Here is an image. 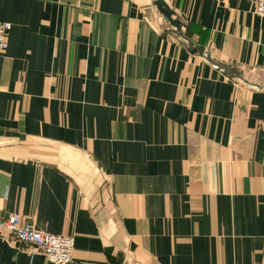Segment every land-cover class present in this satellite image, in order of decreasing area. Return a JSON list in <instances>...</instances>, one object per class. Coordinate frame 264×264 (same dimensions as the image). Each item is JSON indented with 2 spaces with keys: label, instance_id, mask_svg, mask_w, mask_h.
<instances>
[{
  "label": "crops",
  "instance_id": "obj_1",
  "mask_svg": "<svg viewBox=\"0 0 264 264\" xmlns=\"http://www.w3.org/2000/svg\"><path fill=\"white\" fill-rule=\"evenodd\" d=\"M164 1L0 0V218L72 264H264V17ZM33 248L0 264H55Z\"/></svg>",
  "mask_w": 264,
  "mask_h": 264
},
{
  "label": "built area",
  "instance_id": "obj_2",
  "mask_svg": "<svg viewBox=\"0 0 264 264\" xmlns=\"http://www.w3.org/2000/svg\"><path fill=\"white\" fill-rule=\"evenodd\" d=\"M254 11L264 17V0L255 1ZM11 29V22L0 20V51L8 47V34ZM232 78L243 80L237 76ZM6 234H10L20 241L33 244L32 251L40 253L49 262L72 264L74 261V235L53 234L44 229H39L31 222H24L22 215L18 212L0 218V237Z\"/></svg>",
  "mask_w": 264,
  "mask_h": 264
},
{
  "label": "water",
  "instance_id": "obj_3",
  "mask_svg": "<svg viewBox=\"0 0 264 264\" xmlns=\"http://www.w3.org/2000/svg\"><path fill=\"white\" fill-rule=\"evenodd\" d=\"M158 5L161 9H164L166 7L165 1L164 0H158ZM165 6V7H164ZM177 24V23H176ZM178 28H180V26L176 25ZM179 30V29H178ZM200 53L201 55L204 54V48L200 47ZM207 57V56H206ZM208 60H210L211 62H213L214 64H216L218 67L223 68L226 72L227 75H229L230 77H241L244 81H247L245 78H243L237 71L232 70V67L230 65H226L220 62H217L209 57H207Z\"/></svg>",
  "mask_w": 264,
  "mask_h": 264
},
{
  "label": "rangeland",
  "instance_id": "obj_4",
  "mask_svg": "<svg viewBox=\"0 0 264 264\" xmlns=\"http://www.w3.org/2000/svg\"><path fill=\"white\" fill-rule=\"evenodd\" d=\"M248 72H250V73H253V76L255 77V78H259L258 76H260V75H257L256 73H255V71H249V70H246V73H248ZM258 80V79H257Z\"/></svg>",
  "mask_w": 264,
  "mask_h": 264
}]
</instances>
